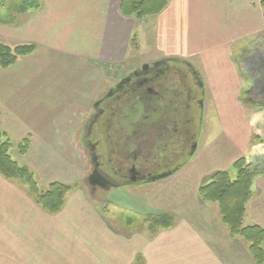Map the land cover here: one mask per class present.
Wrapping results in <instances>:
<instances>
[{
    "label": "crops",
    "instance_id": "crops-1",
    "mask_svg": "<svg viewBox=\"0 0 264 264\" xmlns=\"http://www.w3.org/2000/svg\"><path fill=\"white\" fill-rule=\"evenodd\" d=\"M11 1L10 9H0V41L36 48L0 68V128L10 140L29 138L27 153L15 160L45 189L55 181L78 185L51 214L20 182L0 175V264H137L139 258L142 264H257L247 244L229 236L217 204L201 201L197 189L213 172H230L237 158L258 153L260 144L250 146L249 140L264 117V100H253L264 99L262 0H169L148 16H158L154 23L122 15L121 0H38L39 8L26 12L19 11V0ZM197 17L209 18L211 25L202 31ZM249 51L256 54L251 65L259 77L240 74L235 56L241 61ZM138 57L190 63L203 77L211 111L226 132L204 157L197 145L178 171L141 184L155 187L129 198L130 212L144 223L133 228L111 218L82 183L84 161L80 170L71 165L78 158L73 147L85 145L84 118L103 81L117 67L134 69ZM251 191L243 224L264 228V173ZM111 194L122 200V193ZM163 213L173 215V225L149 237L146 219Z\"/></svg>",
    "mask_w": 264,
    "mask_h": 264
},
{
    "label": "flooded vegetation",
    "instance_id": "flooded-vegetation-1",
    "mask_svg": "<svg viewBox=\"0 0 264 264\" xmlns=\"http://www.w3.org/2000/svg\"><path fill=\"white\" fill-rule=\"evenodd\" d=\"M204 90L197 70L174 58L142 63L104 85L84 118L91 191L111 193L174 173L194 150L191 106L201 104Z\"/></svg>",
    "mask_w": 264,
    "mask_h": 264
},
{
    "label": "trees",
    "instance_id": "trees-1",
    "mask_svg": "<svg viewBox=\"0 0 264 264\" xmlns=\"http://www.w3.org/2000/svg\"><path fill=\"white\" fill-rule=\"evenodd\" d=\"M5 1L0 0V9L4 6ZM168 1L121 0L119 11L126 17L134 16L136 19H142L160 13L167 6ZM39 6L38 0H21L19 11L26 12L38 9ZM260 7L264 23V0L260 1ZM130 42L132 47L136 48L135 34L132 35ZM35 48L36 46L32 43L9 45L0 41V68H7L15 64L21 57L33 53ZM251 139L260 144L258 153L241 156L232 163L235 177L231 178L226 170H217L209 176L207 182L198 187L197 195L203 202L217 204L220 221L226 227L229 236L241 238L247 244L248 252L254 262L262 264L264 263V228L258 225H244L243 219L247 202L252 197L253 180L264 173V117L255 124ZM29 146V138L24 137L17 144V153L21 156L25 155ZM12 148L13 144L10 138L0 128V175L7 180L20 182L44 211L51 214L58 213L62 209L67 195L78 184L70 185L55 181L49 183L46 189L41 190L33 172L13 158L10 153ZM184 163L185 161L177 169H180ZM146 221L148 235L152 238L160 229L171 227L174 217L170 213H163L149 217ZM142 224L143 220L140 222V225ZM141 260L137 259V264H142Z\"/></svg>",
    "mask_w": 264,
    "mask_h": 264
},
{
    "label": "rangeland",
    "instance_id": "rangeland-1",
    "mask_svg": "<svg viewBox=\"0 0 264 264\" xmlns=\"http://www.w3.org/2000/svg\"><path fill=\"white\" fill-rule=\"evenodd\" d=\"M16 4L21 5V0H19V2H17ZM12 5H13V2L11 0L5 1V4H4L5 7L10 9L12 7ZM8 13L9 12L5 11V14L2 16V18L7 19L9 17ZM200 16H204V15H200ZM155 17H158V16L145 17L142 19H144V21L147 23H154ZM196 21H197L198 28H200L202 31H205V29L211 25V20L209 18L197 17ZM138 37H139V35H138ZM237 51H239V50H237ZM237 51H234V54ZM140 54L141 53H139L138 56ZM245 55L246 56L243 55V57L241 58V61H239L238 57L235 56V58L237 59V66L240 69L241 76L242 77H259L261 75V73L258 72L257 70H255V66L251 65V62H254V58H255L256 54H253V52L249 51ZM244 57H247V58H244ZM136 62H138L139 65L136 66L135 68L140 67V65L142 63H148L149 61L148 62H142L141 59H139V57H138L136 59ZM119 68L120 67L113 69V70H116L115 76L113 77L112 75H110L109 77H106V80L103 81L104 85L110 84L115 79H118L119 77L124 76L125 74L130 72L131 69H133V68L130 69L129 66H126L125 68H123V67H121L120 69ZM251 85L252 84H249V82H248V86L246 88H244L243 91L241 92V97H242L241 99L243 101L245 100L244 99V91H246L249 87H251ZM199 98L201 100V104L200 103L197 105L193 104L191 106V110H192V112H191L192 113V116H191L192 117V124H191V126H192L193 131L196 133L195 134V141H194L195 148L192 151V153L189 154V156H186L185 158H188L191 155H193L194 151L197 148V145L200 148L202 147L201 149H203L202 151H204L203 155H200V158L204 157L206 155L205 151H208L211 148V146L213 145L214 141L217 139H221L226 132L225 128L220 127V124L223 125V122L219 119V116L217 115V113L211 111L213 101L208 100V97L206 95V89L204 90V95H200ZM253 100L263 101L264 99L254 97ZM245 102L247 103V101H245ZM91 112H92V110H91ZM262 114L263 113L261 110V115ZM83 130H84V126H83ZM83 134H84V131H83ZM10 141L13 144V148L10 151V153L13 156V158L15 159V158H17L16 154H18L17 149H16L18 142L15 141L14 139H11ZM249 143L251 146L257 142H255L253 139H250ZM73 149H75L76 153L78 154L77 155L78 158L72 162L71 168H74V166H76L75 164L77 163L79 170H80V168L82 166V164H81L82 163L81 159H82L84 161L83 165L85 164V170L88 169L92 163H91V159H90V156L88 154L86 146L85 145L84 146H74ZM182 160H180V164L183 162ZM177 165H178L177 162L173 164V166H175V167ZM183 166L184 165H182V167ZM178 170L179 169L175 170V172ZM229 173H230L231 177L235 176V173L232 169L230 170ZM172 174L173 173H171L170 175H172ZM86 176H87V171H84V175H83V178L81 181L83 184L85 182L88 185V182L86 180L87 179ZM38 184H39V188L41 190L45 189V187L43 186L42 183L38 182ZM150 184L151 185H149L146 188H144V185L143 186L142 185H137V186L132 185L130 187L129 186L125 187L124 189H119L118 194L122 193V200L124 202L122 200L120 201V200H116L115 198L110 197L113 195L111 193H115V191H112L111 193H104L101 190H97V192L95 194H93V196H94V198H96L97 201L102 202V204L105 203L104 209H105L106 213L109 214V216L111 218L115 219L116 222H119V223L123 222L128 226L136 228L137 226L140 225V222H142V219L138 216V214L131 213L130 208L126 204H127V202L129 203L131 201V199H132L131 197L135 196L134 199H136V198L139 199L142 196H144L145 190L150 189V187H155L154 183H150ZM88 188H89V185H88ZM89 190H90V188H89ZM114 197H115V195H114ZM129 198H131V199H129ZM210 205H214V207H216L215 203H210ZM142 225H144V223Z\"/></svg>",
    "mask_w": 264,
    "mask_h": 264
},
{
    "label": "water",
    "instance_id": "water-1",
    "mask_svg": "<svg viewBox=\"0 0 264 264\" xmlns=\"http://www.w3.org/2000/svg\"><path fill=\"white\" fill-rule=\"evenodd\" d=\"M147 65V64H146ZM146 67V66H145ZM195 148V146H193V149ZM171 173H168V174H165V175H163V176H161L160 178H164V177H167V176H169Z\"/></svg>",
    "mask_w": 264,
    "mask_h": 264
}]
</instances>
